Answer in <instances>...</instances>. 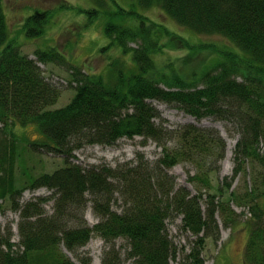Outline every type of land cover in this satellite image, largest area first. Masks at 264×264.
I'll list each match as a JSON object with an SVG mask.
<instances>
[{"label":"trees","instance_id":"trees-1","mask_svg":"<svg viewBox=\"0 0 264 264\" xmlns=\"http://www.w3.org/2000/svg\"><path fill=\"white\" fill-rule=\"evenodd\" d=\"M1 1L0 134L12 132L15 124H33L42 138L30 146L63 156L64 164L19 186L13 176L14 145L0 137V211L6 209V202L19 216L17 242L12 241L9 227L4 231L0 227V264H77L67 251L80 264H89L90 258L79 249L93 234L107 244L101 264H120L114 246L119 237L127 240L126 253L134 264H171L178 248L165 220L176 215H181L180 229L188 235L187 249L181 246L177 264H203L207 239L219 240L216 215L224 228L237 219L231 204L251 213L243 264H264V205L259 204L264 197V0H136L142 8L159 7L179 26L221 35L238 50L216 51L221 60L215 67L183 77L172 70H157L152 53L160 47L162 35L174 44L185 38L146 16L136 30L107 23L104 31L115 39L117 48L132 51L136 68L127 74L110 61L108 81L66 62L57 49H35L36 59L23 53L20 45L8 40ZM45 14L47 10H35L26 17L27 36L44 32ZM137 40L139 45L127 46ZM36 61L63 66L76 81L74 96L64 106L52 107L59 89L43 77ZM154 100L196 120L232 121L238 138L231 174L217 177L215 162L224 156L225 141L216 130L192 123L172 130L162 127L155 122L159 113L151 103ZM135 135L142 137V144L149 139L161 148L154 163L139 159L111 168L69 161L72 151L86 144L114 145L121 137ZM178 163L192 165L194 172H188L187 181L195 194L183 187L175 189L168 168ZM237 177L243 185L234 182ZM41 186L51 194L20 202L24 190ZM115 192L123 199L121 211L111 208ZM51 200L53 210L47 214L44 204ZM88 202L98 218L92 226L82 216Z\"/></svg>","mask_w":264,"mask_h":264},{"label":"rangeland","instance_id":"rangeland-1","mask_svg":"<svg viewBox=\"0 0 264 264\" xmlns=\"http://www.w3.org/2000/svg\"><path fill=\"white\" fill-rule=\"evenodd\" d=\"M1 3L7 24L8 40L20 45L23 53L28 54L30 58H35L33 51L36 48L57 49L61 52L59 54L63 58L65 57L66 62L77 65L82 72L100 74L104 81L111 78L113 68L109 65L110 61H114L117 67L127 74L136 71L131 62L132 51L123 52L122 46L116 47L115 39L108 36L104 31L107 23L122 24L136 30L140 26V19L146 16L185 38L186 41L174 44L169 43L166 36L162 35V38L158 40L160 47H157L152 53L157 70H172L183 77H189L191 73L215 67L217 61L221 60V56H218L216 51L237 52L238 50L230 40L221 35L198 33L179 26L173 23L159 7L142 8L136 0H2ZM35 10H47L44 32L36 37L27 36L24 32V21ZM144 22L147 24V21ZM25 28V31L29 30L26 25ZM149 32L154 35L159 34L152 29ZM109 42L113 46H109ZM139 43L140 41L137 40L135 43H127V46L131 48V46H137ZM1 47L2 45L0 49ZM41 69L45 78L59 89V98L52 107L64 106L74 96L76 81L72 79L71 84L69 83L72 77L69 70L63 66L43 63ZM51 75L58 76L61 80L55 82L57 80L54 77L51 78ZM151 103L159 113V118H156L155 122L161 123L162 127L172 130L185 123H192L206 129L216 130L225 141L224 156L218 163L215 162V165L219 166L217 177L221 179L223 176L231 174L234 146L231 149V155L226 157L227 140L235 143L238 138L232 121L218 120L213 117L196 120L168 103L155 100ZM6 132V135L0 134V137L14 145L16 160L13 176L17 185L21 186L28 178H34L42 172H51L64 164L63 156L35 151L30 146V142H37L42 138L35 125L20 126L15 124L12 127V132ZM141 141L142 137L135 135L132 138L121 137L115 141L114 145L86 144L73 150L69 161L83 167L102 164L111 168L119 164L135 163L139 159L154 163L161 156V148L156 146L152 140H146L145 144H142ZM175 141V138H172V142ZM137 154L140 156L138 157ZM248 167L253 170L251 163H248ZM188 172L189 174L194 172L190 163L187 165L178 163L168 168V173L175 180V189L183 187L193 195L195 190L187 181ZM236 181H238L237 185L244 183L242 178L238 180L237 177L234 182ZM50 194L51 190L43 186L26 189L22 193L20 202L36 196L46 197ZM114 198L111 208L121 211L124 207L122 197L118 192H115ZM52 201L44 204L47 214L53 210ZM3 203L6 209L0 211V227L3 231L9 227L12 232V241L17 242L18 212L8 208L6 202ZM259 204L264 205V197L259 199ZM231 207L238 214L237 219L232 226L224 228L216 215L215 219L220 234L219 240L212 243L211 240L207 239L206 248L202 253L203 264H243L242 252L250 229L251 213L245 207L235 204H231ZM75 216L77 221L78 213H75ZM82 216L89 226L96 223L98 219L90 202L87 203ZM165 221L168 235L178 248L176 259H170V263L177 264L182 259L181 246L183 245L185 250L187 249L188 235L180 229L181 215L170 216ZM70 222L77 224L74 221ZM114 246L120 254V264H134L126 253L129 247L125 238H116ZM106 249L107 244L98 235L93 234L79 249V253L90 258L89 264H101ZM63 251L65 250L63 249ZM66 253L77 264H80L77 257L71 252L67 251Z\"/></svg>","mask_w":264,"mask_h":264},{"label":"bare ground","instance_id":"bare-ground-1","mask_svg":"<svg viewBox=\"0 0 264 264\" xmlns=\"http://www.w3.org/2000/svg\"><path fill=\"white\" fill-rule=\"evenodd\" d=\"M50 49V48H49ZM219 127V125H217ZM234 141L227 140V147H226V157H229L231 155V149L234 146Z\"/></svg>","mask_w":264,"mask_h":264}]
</instances>
